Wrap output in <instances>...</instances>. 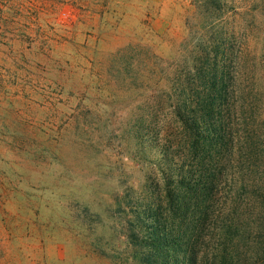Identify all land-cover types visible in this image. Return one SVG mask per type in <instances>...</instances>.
Instances as JSON below:
<instances>
[{"label": "rangeland", "instance_id": "374dc122", "mask_svg": "<svg viewBox=\"0 0 264 264\" xmlns=\"http://www.w3.org/2000/svg\"><path fill=\"white\" fill-rule=\"evenodd\" d=\"M192 15L191 0H0V264H144L158 107Z\"/></svg>", "mask_w": 264, "mask_h": 264}, {"label": "trees", "instance_id": "16d2710c", "mask_svg": "<svg viewBox=\"0 0 264 264\" xmlns=\"http://www.w3.org/2000/svg\"><path fill=\"white\" fill-rule=\"evenodd\" d=\"M257 0H191L154 134L144 264H264V27ZM250 45V46H249ZM172 93V94H171Z\"/></svg>", "mask_w": 264, "mask_h": 264}]
</instances>
